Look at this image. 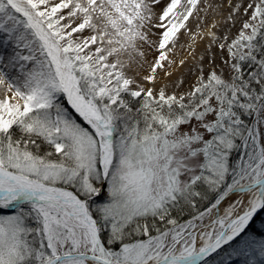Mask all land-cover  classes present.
Segmentation results:
<instances>
[{
    "label": "snow or ice",
    "instance_id": "snow-or-ice-1",
    "mask_svg": "<svg viewBox=\"0 0 264 264\" xmlns=\"http://www.w3.org/2000/svg\"><path fill=\"white\" fill-rule=\"evenodd\" d=\"M162 2L0 0V264H264V0L187 91L157 69L200 0Z\"/></svg>",
    "mask_w": 264,
    "mask_h": 264
},
{
    "label": "rangeland",
    "instance_id": "rangeland-1",
    "mask_svg": "<svg viewBox=\"0 0 264 264\" xmlns=\"http://www.w3.org/2000/svg\"><path fill=\"white\" fill-rule=\"evenodd\" d=\"M203 0H200V2ZM168 0H163V2L160 5L155 6V12L157 15L162 10L164 4H166ZM216 2V1H215ZM239 0H218L217 7H220L219 9H214L212 12H204V8L209 7V0H206V2H201L200 11L198 15H193L194 20L190 21L191 17L189 18V21L187 22L188 30H180L179 33H177V36L175 38L174 43H170L168 45V53L170 57V60H166L165 68L164 69H157V86L163 87L164 85L169 86V90H172V84L176 83L179 84L181 80L185 81V83L181 86L183 91H187L190 84L194 83L197 78V69L198 66H192V63H194L195 59L192 60V58H201L206 52V49L208 48V42L209 38L204 37V41L201 40V35H197V33H204L207 29L210 28V26L213 23H217V19H222L220 22H223L226 20V18L229 17L230 12L232 11L231 5L234 3H238ZM248 0H244V3L246 4ZM149 3H151V0H149ZM182 5L186 3V0H181ZM216 7V8H217ZM180 10V9H178ZM228 15V16H227ZM225 18V19H224ZM243 13H240V16L237 19L236 27H239V19H243ZM225 22V21H224ZM223 22V23H224ZM153 23L158 24L160 21L157 19V16H153ZM223 26V24L221 25ZM227 31V27H218V29H215L214 31ZM161 31L159 28H152L151 33H149L150 39L152 41H158L159 35L158 33ZM236 31V28L232 29V33L234 34ZM155 33V35L153 34ZM197 35L196 41H193L191 39V36ZM200 41H203L201 44ZM218 55V52L215 53ZM158 53L155 51H150L148 54V61L151 62L153 59L156 58ZM213 53H209L206 59L204 60V66L208 67V61L212 58ZM192 57V58H191ZM189 58V59H187ZM183 60L184 64L181 65L180 61ZM171 61V63H169ZM193 61V62H192ZM219 62V61H217ZM173 68L177 69V73H173ZM142 73L147 74L148 71V65L145 64L144 68L140 70ZM171 73V75H167V73ZM169 76V77H167ZM180 90V89H178ZM7 214V213H5Z\"/></svg>",
    "mask_w": 264,
    "mask_h": 264
},
{
    "label": "bare ground",
    "instance_id": "bare-ground-1",
    "mask_svg": "<svg viewBox=\"0 0 264 264\" xmlns=\"http://www.w3.org/2000/svg\"><path fill=\"white\" fill-rule=\"evenodd\" d=\"M209 1H210V3H209L210 5H209V7L204 8V10H203L204 12H207V13L209 12V13H210V12H212V10H214V9H215V10H216V9L221 10L220 7H217V5H219V4H217L218 0H209ZM215 1H216V2H215ZM201 2H202V3H203V2H206V0H203V1H201ZM201 2H200V3L198 4V6H197L198 11H194L193 15L196 16V15H198L199 12H201V11H200ZM203 4H204V3H203ZM216 7H217V8H216ZM227 16H228V15H227ZM224 19H225V18H224ZM193 20H194V16L191 17L189 23H190L191 21H193ZM221 20H222V19H220V20L217 19V20H216V21H217L216 24L218 25V27H220L222 24L224 25L223 22H224L225 20H224L223 22H220ZM209 29H211V26H210ZM181 30H183V29H181ZM214 30H215V29H214ZM200 38H201V40L204 41V38H202V37H200ZM203 41H200L199 44H201ZM207 49H208V48H207ZM207 49H206V50H207ZM170 57H171V56H169V53H168V60H170ZM191 58H192V57H191ZM187 59H189V58H187ZM194 59H195V61H194V63H192V66H198V65H200L201 63H204V61H201L200 58H198V59H197V58H192V60H194ZM192 62H193V61H192ZM162 63L165 64L166 61H163ZM164 68H165V67H164ZM164 68H162V69H164ZM172 72L176 74V73H177V69H176V68H173ZM172 72H171V73H172ZM167 77H169V76H167Z\"/></svg>",
    "mask_w": 264,
    "mask_h": 264
}]
</instances>
